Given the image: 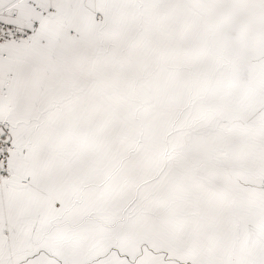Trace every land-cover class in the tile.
<instances>
[{
	"label": "snow or ice",
	"instance_id": "1",
	"mask_svg": "<svg viewBox=\"0 0 264 264\" xmlns=\"http://www.w3.org/2000/svg\"><path fill=\"white\" fill-rule=\"evenodd\" d=\"M0 264H264V0H0Z\"/></svg>",
	"mask_w": 264,
	"mask_h": 264
}]
</instances>
